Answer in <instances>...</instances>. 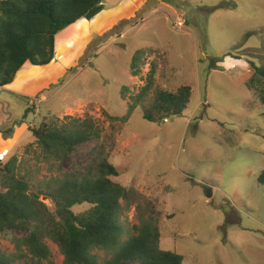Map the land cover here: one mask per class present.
Instances as JSON below:
<instances>
[{
    "label": "rangeland",
    "instance_id": "obj_1",
    "mask_svg": "<svg viewBox=\"0 0 264 264\" xmlns=\"http://www.w3.org/2000/svg\"><path fill=\"white\" fill-rule=\"evenodd\" d=\"M117 2L130 9L116 13L118 20L107 30L93 31ZM104 4V14L56 34L54 66L43 72L27 63L15 83L0 87V130H12L1 132L0 164L15 156L18 172L37 192L57 179L86 174L101 156L118 172L112 180L132 190L119 200L122 241L136 235L143 222L156 221L160 247L182 255V264H264V185L257 180L264 168V106L259 87L247 88L251 62L264 66V0ZM178 17L186 19L183 28L173 26ZM140 49L146 54L140 75L133 76L131 60ZM232 63L237 65L231 68ZM152 66L154 85L142 105L125 122L111 118L127 113L126 102L140 91ZM51 74L59 75L56 82ZM22 78L34 81L16 93ZM182 85L191 87V97L181 115L143 118L142 106L155 89L175 91ZM26 107L30 112L23 117ZM66 116L92 117L101 137L64 158L44 157L29 128L52 118L62 123ZM45 194L40 200L54 212L53 201L42 199ZM88 208L83 203L72 210ZM27 232L0 233V248L13 264L63 262L59 244L46 234L48 256L31 258L23 243ZM93 253L99 261L110 257L103 249Z\"/></svg>",
    "mask_w": 264,
    "mask_h": 264
},
{
    "label": "trees",
    "instance_id": "obj_2",
    "mask_svg": "<svg viewBox=\"0 0 264 264\" xmlns=\"http://www.w3.org/2000/svg\"><path fill=\"white\" fill-rule=\"evenodd\" d=\"M102 1L0 0V87L11 84L27 63L37 67L51 64L56 34L81 19L99 14L103 10ZM145 52L140 49L133 55L131 75H140ZM250 66L253 73L247 88L259 87L255 89L264 106V66L252 62ZM154 75L155 67L152 66L140 91L132 97V102H126L127 113L111 118L125 122L148 97ZM126 90L127 87L122 86L123 99ZM155 90L148 105L142 106L144 119L160 121L168 115H181L187 108L191 97L189 85H182L175 91ZM29 112L30 108L26 107L23 117ZM29 130L40 154L56 159L66 157L80 144L100 138L102 132L99 124L89 116H66L62 123L52 118ZM0 131L5 135L12 132L11 128ZM17 161L12 156L0 164V233L8 229H28L23 243L32 254L31 258L37 257L40 261L48 256L49 250L42 241L46 234L59 244L64 255L61 264H182V255L160 247V229L156 221L143 222L137 227L136 235L121 240L123 229L117 221L119 200L130 195L132 190L112 180L118 172L106 158L95 156L86 174L57 179L37 192L31 190L30 182L18 172ZM257 180L264 185V168ZM40 194L50 197L55 205L54 212L40 200ZM83 203L89 208L74 213L72 207ZM95 249L106 250L110 257L99 261L93 253ZM11 258L0 248V264H13Z\"/></svg>",
    "mask_w": 264,
    "mask_h": 264
},
{
    "label": "crops",
    "instance_id": "obj_3",
    "mask_svg": "<svg viewBox=\"0 0 264 264\" xmlns=\"http://www.w3.org/2000/svg\"><path fill=\"white\" fill-rule=\"evenodd\" d=\"M104 2L102 3L103 4V10L100 12V13H103V12H106V10L107 9H104V3H106V0H103ZM138 2L140 1V0H137ZM137 1L135 2L134 0H130V2L132 3V6H134V4L136 5V3H137ZM114 5H116V6H113L112 8H109V17L106 19V21H105V23H104V25L100 28V29H97V30H93V31H102V30H104V29H108L109 27H111L112 26V24L113 23H115V20H118V14H116V13H118V12H120V13H126L129 9H130V7H129V4L127 5V2L126 3H123V2H117V3H115ZM121 8V9H120ZM134 8V7H133ZM120 9V10H119ZM117 15V16H116ZM55 60H53V62L51 63V64H49L48 66H45V67H43L44 69H43V72H45L46 70H48L49 68H51L52 66H54L55 65ZM237 62H239V63H241V60H238ZM237 65V63H232V66H231V68H233V67H235ZM42 67V66H41ZM23 68V67H22ZM22 68L17 72V74L16 75H18V74H21L22 73ZM250 72H251V70H250V68L248 69ZM61 74H63V73H61ZM40 74H38L37 76H35V77H38ZM54 76V79H53V81L54 82H56V78L55 77H57V76H59L58 74H51L50 76H49V78H51V77H53ZM33 81L34 80H27V79H24V78H22L20 81H19V84H17L18 86H19V88H17L16 90L15 89H13V91H15L16 93H22V92H24V90L27 88V87H29L32 83H33ZM13 83H15V79L13 80V82L11 83V84H9V85H12ZM9 85H7V86H9ZM7 86H3L4 88L6 87L7 88ZM48 86V81L47 82H44L43 83V85H40L39 86V88L37 89L38 90V92L39 91H42L45 87H47ZM3 87H1V88H3ZM2 133H1V131H0V135H1ZM2 152V151H1Z\"/></svg>",
    "mask_w": 264,
    "mask_h": 264
},
{
    "label": "built area",
    "instance_id": "obj_4",
    "mask_svg": "<svg viewBox=\"0 0 264 264\" xmlns=\"http://www.w3.org/2000/svg\"><path fill=\"white\" fill-rule=\"evenodd\" d=\"M185 21L186 19L185 18H180L178 17L176 19V21L174 22V28H183V26L185 25ZM4 158V154H0V160Z\"/></svg>",
    "mask_w": 264,
    "mask_h": 264
},
{
    "label": "water",
    "instance_id": "obj_5",
    "mask_svg": "<svg viewBox=\"0 0 264 264\" xmlns=\"http://www.w3.org/2000/svg\"><path fill=\"white\" fill-rule=\"evenodd\" d=\"M104 1H102V3H103ZM46 198H49L50 199V197H48L47 195H43L42 196V199L44 200V199H46Z\"/></svg>",
    "mask_w": 264,
    "mask_h": 264
},
{
    "label": "bare ground",
    "instance_id": "obj_6",
    "mask_svg": "<svg viewBox=\"0 0 264 264\" xmlns=\"http://www.w3.org/2000/svg\"><path fill=\"white\" fill-rule=\"evenodd\" d=\"M104 13H105V12H104ZM104 13H103V14H104ZM99 16H100V15H99ZM86 30H87V29H86Z\"/></svg>",
    "mask_w": 264,
    "mask_h": 264
}]
</instances>
